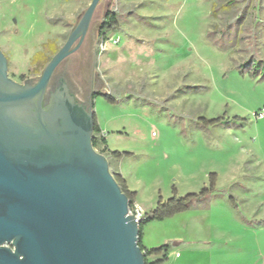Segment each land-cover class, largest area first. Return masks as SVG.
<instances>
[{"label":"rangeland","instance_id":"374dc122","mask_svg":"<svg viewBox=\"0 0 264 264\" xmlns=\"http://www.w3.org/2000/svg\"><path fill=\"white\" fill-rule=\"evenodd\" d=\"M91 1L0 0L9 78L40 77L32 58L54 56ZM93 46L95 118L110 150L130 154L119 161L141 215L216 175L206 207L145 226L142 245L145 232L149 248L182 242L164 264H264V74L242 66L264 63V0H109ZM218 117L227 125L204 122Z\"/></svg>","mask_w":264,"mask_h":264},{"label":"water","instance_id":"95a60500","mask_svg":"<svg viewBox=\"0 0 264 264\" xmlns=\"http://www.w3.org/2000/svg\"><path fill=\"white\" fill-rule=\"evenodd\" d=\"M108 2L76 17L34 85L8 77L0 50V264H145L139 222L92 146L91 50ZM56 69L86 105L61 80L41 108Z\"/></svg>","mask_w":264,"mask_h":264},{"label":"trees","instance_id":"16d2710c","mask_svg":"<svg viewBox=\"0 0 264 264\" xmlns=\"http://www.w3.org/2000/svg\"><path fill=\"white\" fill-rule=\"evenodd\" d=\"M116 23L115 21V14L111 13L105 16L102 26L100 28V35L104 36L105 33L109 32V30L113 29V25ZM228 27H226L225 32L228 34ZM225 32L219 31L220 35H224ZM237 32V31H236ZM236 34L234 32V41L236 38ZM233 41V43H234ZM54 50H51L53 53ZM52 58V57H51ZM50 57L47 58L44 52L37 53L32 58V65L34 69L32 72L29 70V73L35 75L39 70H43L48 62L51 60ZM242 66L245 67H252L253 68V77L256 76L259 72L264 74V63L261 61H255L253 58L248 59ZM104 99L111 104L116 103V100L113 95L107 94L103 96ZM96 96H93L92 99L94 100ZM225 119L223 117H218L211 119L209 121L204 120L205 123L212 125V126H226L227 122H223ZM92 146L97 152L103 155L107 161H119L123 157H126L130 154L128 153H120L118 151H110L107 148L106 139L103 136L100 127L96 121H94V129H93V138H92ZM115 181L119 185L121 191L127 197L129 202V209H133L135 206V199H136V192H131L126 184V181L122 178V176L115 172L113 175ZM216 175L212 174L209 176V185L208 187L202 188L198 193H191L187 194L183 197H179L177 195L176 189L172 188V196L163 201L160 197L157 202V205L154 209L146 212L140 223H139V234H138V246L140 247L141 251L144 255L145 264H164L168 260L169 251L180 245L182 242L170 241L163 245L146 248L142 245V234L144 227L154 223V222H163L168 219H173L174 217L185 214L190 211H196L208 205V201L210 197L216 191ZM150 259H154V261H149Z\"/></svg>","mask_w":264,"mask_h":264},{"label":"flooded vegetation","instance_id":"af4514ba","mask_svg":"<svg viewBox=\"0 0 264 264\" xmlns=\"http://www.w3.org/2000/svg\"><path fill=\"white\" fill-rule=\"evenodd\" d=\"M74 54V53H73ZM72 55V54H71ZM53 57V56H52ZM65 61V60H64ZM63 61V62H64ZM62 62V63H63ZM61 63V64H62ZM60 64V65H61ZM58 69V68H57ZM57 69L55 70V72H54V74L52 75V77H51V79H50V82H49V84H48V86H47V89H46V91H45V94H44V96H43V99H42V101H41V108L42 109H45L46 108V106L48 105V103H49V101H50V99H51V97H52V94H55L56 92H57V90L59 89V86H60V81L62 80L63 82H65V84L67 85V88L69 89V91L76 97V95H75V93L73 92V91H71V89L69 88V86H68V84L66 83V80H65V78H64V76H56V71H57ZM9 77V76H8ZM12 80V79H11ZM38 81V80H37ZM15 82V81H14ZM17 83V82H16ZM18 84H20V85H25V84H29V85H34V84H36V83H32V82H30V81H25L24 83H18ZM77 98V97H76ZM77 100L79 101V102H81L78 98H77ZM82 104H85L84 102H81ZM86 105V104H85ZM94 121H95V119H94Z\"/></svg>","mask_w":264,"mask_h":264},{"label":"crops","instance_id":"0c3cea01","mask_svg":"<svg viewBox=\"0 0 264 264\" xmlns=\"http://www.w3.org/2000/svg\"><path fill=\"white\" fill-rule=\"evenodd\" d=\"M107 147H108V145H107ZM109 148V147H108ZM109 150H110V148H109ZM110 151H112V150H110ZM120 162L121 161H114V164H115V167H116V170H117V172L122 176V178L126 181V184H127V187H128V189L131 191V192H136V194H137V196H136V199H135V204H136V206L137 207H140V208H142L141 206H140V204H139V193L137 192V191H135L132 187H131V185H130V183H129V181L127 180V178L125 177V174H124V171H123V169H122V167H121V164H120ZM143 233H144V230H143ZM147 233L145 232V235H144V237H143V245H144V247H147V248H149V246H148V238H147ZM170 242V241H169Z\"/></svg>","mask_w":264,"mask_h":264},{"label":"built area","instance_id":"2783aa9c","mask_svg":"<svg viewBox=\"0 0 264 264\" xmlns=\"http://www.w3.org/2000/svg\"><path fill=\"white\" fill-rule=\"evenodd\" d=\"M257 118H259V119L264 118V107H263L262 110L257 114ZM128 214H129L130 216L134 217L135 220H136L137 222H139V223H140V221H141V219H142V217H143V215H141V213L139 212L138 209L135 208V206H134L133 209H129Z\"/></svg>","mask_w":264,"mask_h":264}]
</instances>
